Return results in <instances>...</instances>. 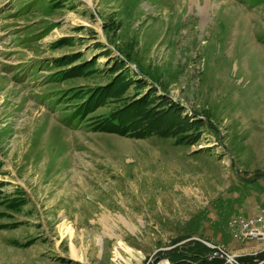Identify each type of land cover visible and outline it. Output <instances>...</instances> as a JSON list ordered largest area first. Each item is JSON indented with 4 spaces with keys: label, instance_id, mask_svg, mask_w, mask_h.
<instances>
[{
    "label": "rangeland",
    "instance_id": "374dc122",
    "mask_svg": "<svg viewBox=\"0 0 264 264\" xmlns=\"http://www.w3.org/2000/svg\"><path fill=\"white\" fill-rule=\"evenodd\" d=\"M47 4L0 0V264H170L156 251L190 237L236 259L264 252L228 228L264 209V0ZM125 52L137 79L215 129L187 147L71 126L69 92L110 76L57 80L53 60L103 70Z\"/></svg>",
    "mask_w": 264,
    "mask_h": 264
},
{
    "label": "trees",
    "instance_id": "16d2710c",
    "mask_svg": "<svg viewBox=\"0 0 264 264\" xmlns=\"http://www.w3.org/2000/svg\"><path fill=\"white\" fill-rule=\"evenodd\" d=\"M48 2L47 8L56 10L64 7L60 0H39ZM112 22L105 30H120L119 25ZM71 38H63L55 46L62 47L72 44ZM97 47H104L98 44ZM104 57L111 51L106 48ZM124 52V51H123ZM78 54H67L60 59L53 60L57 80L75 79L90 74H107V83L90 88L73 89L72 99L77 100L68 121L71 126L87 122L96 132L113 134L122 138L147 140L160 138L173 140L178 146H194L201 138L202 132L215 129L210 120L200 118V115L189 117L187 110L174 102L168 95L159 94L152 81L138 77L128 65L133 60L129 53H124L110 61L103 70L96 68L97 61H80ZM52 74V75H53ZM149 87L148 90L146 88ZM63 103V102H62ZM108 108L104 113L94 115L101 108ZM11 210L20 211L25 205L20 197L7 201ZM16 223H10V228H17ZM185 239V237L180 240ZM32 242V241H31ZM30 242V243H31ZM28 243V244H30ZM212 249L198 241H191L186 245L165 253V259L170 264H230L225 257L208 259ZM239 264H258L264 261V252L256 255L238 257Z\"/></svg>",
    "mask_w": 264,
    "mask_h": 264
},
{
    "label": "built area",
    "instance_id": "2783aa9c",
    "mask_svg": "<svg viewBox=\"0 0 264 264\" xmlns=\"http://www.w3.org/2000/svg\"><path fill=\"white\" fill-rule=\"evenodd\" d=\"M229 232L232 238L241 244L247 241L257 238H263L264 236V209L253 218L245 219L243 217L234 218L228 224ZM225 257L227 263L234 264L228 259L227 253H223L221 250L212 249L208 259ZM258 264H264V261Z\"/></svg>",
    "mask_w": 264,
    "mask_h": 264
},
{
    "label": "water",
    "instance_id": "95a60500",
    "mask_svg": "<svg viewBox=\"0 0 264 264\" xmlns=\"http://www.w3.org/2000/svg\"><path fill=\"white\" fill-rule=\"evenodd\" d=\"M191 241H198V242H201V243H203L204 245L208 246V247L211 248V249L216 248V246H214L213 244H211V243H209V242H207V241H205V240H203V239H201V238H198V237H190V238H188V239H186V240H183L182 242H180V243H178V244H176V245H174V246L159 248V249L156 251V253H158V252H162V251H165V252H166V251H169V250L176 249V248L181 247V246H183L184 244H187V243H189V242H191ZM156 253H155V254H156ZM229 258H230V260H231L234 264H239V262L237 261V259H236L235 257H231V256L229 255ZM160 261H161V258H160V257H156V259L154 260V264H159ZM261 262H262V261H261ZM150 263H151V260H150L147 264H150Z\"/></svg>",
    "mask_w": 264,
    "mask_h": 264
},
{
    "label": "bare ground",
    "instance_id": "6f19581e",
    "mask_svg": "<svg viewBox=\"0 0 264 264\" xmlns=\"http://www.w3.org/2000/svg\"><path fill=\"white\" fill-rule=\"evenodd\" d=\"M251 241H264V236H263V238H257V239H254V240H250V241H247V242H251ZM246 242V243H247ZM185 245V244H184ZM183 245V246H184ZM216 250H221L223 253H227V256H228V259H230L229 258V254H228V252L225 250V249H223L221 246H216V248H215ZM72 255H73V257H76L75 255H76V253H75V251H72ZM166 264H169V263H166Z\"/></svg>",
    "mask_w": 264,
    "mask_h": 264
}]
</instances>
